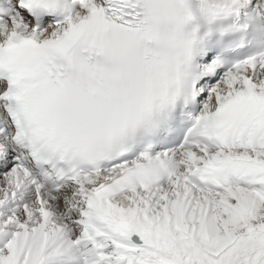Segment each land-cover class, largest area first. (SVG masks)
<instances>
[{"label": "snow or ice", "instance_id": "obj_1", "mask_svg": "<svg viewBox=\"0 0 264 264\" xmlns=\"http://www.w3.org/2000/svg\"><path fill=\"white\" fill-rule=\"evenodd\" d=\"M0 264H264V0H0Z\"/></svg>", "mask_w": 264, "mask_h": 264}]
</instances>
